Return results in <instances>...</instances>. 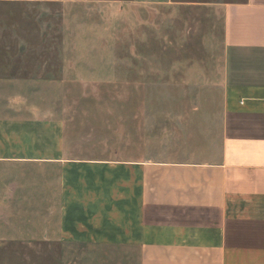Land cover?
Listing matches in <instances>:
<instances>
[{"label":"crops","instance_id":"1","mask_svg":"<svg viewBox=\"0 0 264 264\" xmlns=\"http://www.w3.org/2000/svg\"><path fill=\"white\" fill-rule=\"evenodd\" d=\"M160 9L220 23L206 41L221 100L169 117L156 148L136 127L77 135L16 101L0 116L2 236L137 245L139 264H264V0H146L147 27Z\"/></svg>","mask_w":264,"mask_h":264},{"label":"rangeland","instance_id":"2","mask_svg":"<svg viewBox=\"0 0 264 264\" xmlns=\"http://www.w3.org/2000/svg\"><path fill=\"white\" fill-rule=\"evenodd\" d=\"M184 13L160 9L147 27L146 0H0V116L23 101L77 135H108L116 123L156 148L169 117L221 100L209 86L219 51L206 41L212 30L220 39V23L211 29L204 13ZM3 236L0 264L140 262L137 245Z\"/></svg>","mask_w":264,"mask_h":264}]
</instances>
